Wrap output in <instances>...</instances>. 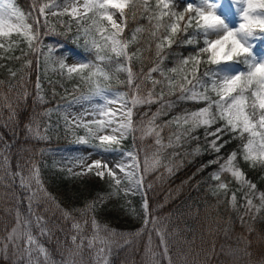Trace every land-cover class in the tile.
Wrapping results in <instances>:
<instances>
[{"label":"trees","instance_id":"obj_1","mask_svg":"<svg viewBox=\"0 0 264 264\" xmlns=\"http://www.w3.org/2000/svg\"><path fill=\"white\" fill-rule=\"evenodd\" d=\"M14 3L32 33L56 24L58 16L45 19L43 14L44 20L36 14L37 0ZM198 3L127 0L120 9L125 27L119 37L124 48L118 57L111 52L106 55L113 66L104 74V86L122 91L131 110L130 134L118 145L140 159L144 154L141 143L150 140H142L146 118L152 116L148 121L155 124L167 120L174 127L169 129L170 136L164 134L169 138L162 144L163 155L165 160L172 158L173 165L166 171L163 167L140 170L147 222L119 245L110 264H219L234 259L264 264V166L245 158L244 146L250 137L241 127L233 128L216 107L218 91L208 75L215 64L209 58ZM82 32L80 27L74 30L66 42L84 54L92 53L82 42L86 34ZM258 33L257 46L264 51V31ZM1 37L5 41L0 44V261L10 264L12 255L8 259L2 255L13 251L12 243L6 246L9 232L19 220L31 228L33 212L45 221L52 236L49 246L59 255L56 245L59 251L68 249L74 232L70 225L79 221L77 211L70 208L72 203H93L104 193L116 197L110 207L125 200L139 204L142 199L113 185L109 177L67 176L64 169L46 175L44 187L41 182L27 186L37 154L46 145L43 138L33 135L32 128L53 101L50 92L77 95L78 90L91 87L93 73L88 64L70 73L62 68L43 72V61L30 36L17 32ZM116 61L129 68V73L117 69ZM243 80L241 87L248 89L240 88L239 93L250 115L259 117L263 110L254 91L263 83L250 74ZM204 108L209 109L206 121L189 119ZM234 248L240 249L238 256L228 253ZM160 254L161 259L157 258Z\"/></svg>","mask_w":264,"mask_h":264},{"label":"rangeland","instance_id":"obj_2","mask_svg":"<svg viewBox=\"0 0 264 264\" xmlns=\"http://www.w3.org/2000/svg\"><path fill=\"white\" fill-rule=\"evenodd\" d=\"M37 1L39 4L34 3L36 14L41 19H44L43 14L45 19L48 15L58 16L54 18L56 24L49 23L42 30L37 25L39 34L37 31L32 33V27L21 20L15 0H0V44L2 40L5 41L1 36L22 32L34 41L36 51L43 61V72L62 68L70 73L88 64L91 65L90 72L93 75L91 87L82 89L88 92L81 93L82 90H78L77 95L75 92H50L49 96L53 101L46 106L41 121L36 122L32 128L33 135L43 138L46 145L37 154L27 186L41 182L44 187L46 175H51L50 172L54 170L60 172L64 169L67 176L81 174L90 179L109 177L113 180V185H119L124 192L131 196H140L142 200L139 204L125 200L120 205L110 207L109 204L114 203L116 197L104 193L93 203H72L70 208L77 211L75 214L79 221L70 225L74 232L69 237L68 249L59 251L58 245L54 248L60 252L59 255H55L49 246L52 236L46 229L45 221L34 216L36 212H33L32 229L27 222L16 221L8 235L11 240L6 242V246L13 244V251L9 254L4 251L2 255L4 259L12 255L10 264H110L112 255L122 242L127 241L130 233H137L145 227L148 217L140 170L152 172L162 167L165 171L172 168V158L164 159L165 149L162 144L169 138V129L174 126L167 120L163 124H155L148 121L152 116L146 118L148 123L145 125L146 132L142 140H150L147 144L141 143L144 154L140 159L134 151L118 145V142L130 134L131 110L129 100L122 91L104 86V74L113 66L108 63L109 58L106 55L111 52L118 57L123 52V41L118 34L125 26L119 10L127 0ZM198 10L206 35L209 58L215 64L208 75L215 91H218L216 107L233 128L241 127L248 133L250 140L244 147L245 158L250 164L264 166V111L257 120L254 119L250 116L244 97L239 93L240 88L248 89V86L242 88L240 85L244 82L243 76H259L264 83V51L256 46L259 35L254 34L256 29H264V0H200ZM102 18L106 20V24L102 23ZM223 18L229 22L230 32L226 35L225 43L220 39L213 44L207 31H213ZM38 20L35 18L34 23L39 24ZM79 27L83 28L82 33H86L82 35V42L87 43L92 53L84 54L66 42L67 38L70 40L69 34ZM224 44L225 48L219 50ZM241 57H248L243 61L246 68ZM115 64L118 65L117 69L129 73V68L120 62L116 61ZM127 85L131 86V83ZM132 89L134 95L133 86ZM39 92L43 93L42 88ZM254 94L257 104L264 110V84ZM40 96L46 98L44 93ZM207 117L209 109L204 108L189 119L200 118L206 121ZM165 133L169 135L167 138L164 137ZM163 138L165 139L162 140ZM116 149L127 151L133 160L128 154L119 153ZM132 161L136 174L134 178L119 180L116 172L132 169ZM102 163L106 167L101 173H97L98 168L100 169L98 164ZM30 203L31 201L29 205ZM239 250L229 249L228 253L233 252L238 256ZM160 256L161 254L157 255V258L161 259ZM0 264L8 263L0 261ZM169 264L174 263L170 261ZM219 264L244 263L234 259L233 262L225 260Z\"/></svg>","mask_w":264,"mask_h":264},{"label":"bare ground","instance_id":"obj_3","mask_svg":"<svg viewBox=\"0 0 264 264\" xmlns=\"http://www.w3.org/2000/svg\"><path fill=\"white\" fill-rule=\"evenodd\" d=\"M207 20H208V18H207ZM228 23L229 22L226 19L223 18L222 22H220L219 24H217L214 27L213 31L211 29L207 31L209 33L210 42L211 43H213V44L215 43L216 44L217 41L220 40V39L221 40L223 39V42L225 43L226 35L228 34V32H230V29L228 27L229 26ZM221 48L224 49L225 48V44H224V47L223 46L220 47L219 50H221ZM225 57L228 58V56H225ZM115 151H117L119 153H122V154L123 153L128 154L129 156H131V160H133L132 155L130 153H128L127 151H125V150L122 151V150H119V149H116ZM132 164H133V161H132ZM98 165H99L100 169L98 168L97 172L98 173H101L105 169L106 165L103 164V163L102 164H98ZM109 170L111 171L110 168H109ZM116 175H117V178L119 180H124V179L125 180H128V179H131L132 177L134 178V176L136 175L135 174L134 164H133L132 169H130V170H124V171L123 170H120L119 173L116 172Z\"/></svg>","mask_w":264,"mask_h":264}]
</instances>
